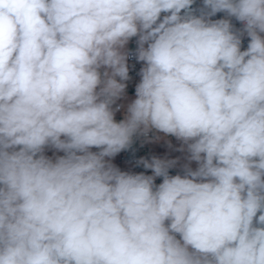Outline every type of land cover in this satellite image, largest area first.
I'll return each mask as SVG.
<instances>
[{
    "label": "clouds",
    "instance_id": "9594fccd",
    "mask_svg": "<svg viewBox=\"0 0 264 264\" xmlns=\"http://www.w3.org/2000/svg\"><path fill=\"white\" fill-rule=\"evenodd\" d=\"M0 264H264V0H0Z\"/></svg>",
    "mask_w": 264,
    "mask_h": 264
},
{
    "label": "built area",
    "instance_id": "2783aa9c",
    "mask_svg": "<svg viewBox=\"0 0 264 264\" xmlns=\"http://www.w3.org/2000/svg\"><path fill=\"white\" fill-rule=\"evenodd\" d=\"M137 66V70H138ZM131 74V73H130ZM138 77H135V82H138ZM131 98H134V85L132 87H130L129 89V93H128V99L126 101H122L123 103H127L130 102ZM117 118H122L120 116V114H117ZM167 139L171 140L172 142L175 140L172 137H168ZM157 143V142H153V143H146L144 145L141 146L140 142L137 141L135 144V156L133 157L131 153H123L121 158H117V160L115 161V163H117L118 165H120L121 163V159H138L140 156H144L145 158H150L153 153H152V148H153V144ZM122 170H131V171H144L142 166L141 167H136L134 164L132 163H127L122 167ZM147 174H151L150 170L147 171ZM170 174H176V170H172ZM161 182L160 179L158 178L157 183Z\"/></svg>",
    "mask_w": 264,
    "mask_h": 264
},
{
    "label": "rangeland",
    "instance_id": "374dc122",
    "mask_svg": "<svg viewBox=\"0 0 264 264\" xmlns=\"http://www.w3.org/2000/svg\"><path fill=\"white\" fill-rule=\"evenodd\" d=\"M131 99H134V98H131ZM172 144H173V148L169 149L167 147V144L165 143L164 140H161V141H159L157 143H154L153 144V148H152L153 155H157V156H160V157H165L166 156L168 158H175L176 156L181 155L180 153H177V152L174 151V149L179 146L178 142L174 140L172 142ZM51 154H52V152H51Z\"/></svg>",
    "mask_w": 264,
    "mask_h": 264
},
{
    "label": "crops",
    "instance_id": "0c3cea01",
    "mask_svg": "<svg viewBox=\"0 0 264 264\" xmlns=\"http://www.w3.org/2000/svg\"><path fill=\"white\" fill-rule=\"evenodd\" d=\"M47 154H48V155H52V154H51V151L47 152ZM114 162H115V161H114Z\"/></svg>",
    "mask_w": 264,
    "mask_h": 264
}]
</instances>
